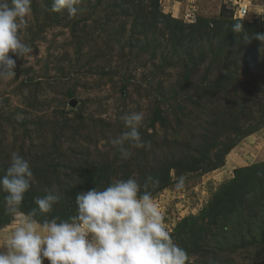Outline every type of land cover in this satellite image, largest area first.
<instances>
[{"label":"rangeland","instance_id":"obj_1","mask_svg":"<svg viewBox=\"0 0 264 264\" xmlns=\"http://www.w3.org/2000/svg\"><path fill=\"white\" fill-rule=\"evenodd\" d=\"M234 1L82 0L69 18L31 0L21 35L33 54L0 79V177L17 152L32 186L16 215L0 191V246L47 190L61 195L47 216L67 219L78 193L152 176L187 264H264V43L232 30L264 33V0L238 20ZM131 112L151 145L122 159L111 140Z\"/></svg>","mask_w":264,"mask_h":264},{"label":"clouds","instance_id":"obj_2","mask_svg":"<svg viewBox=\"0 0 264 264\" xmlns=\"http://www.w3.org/2000/svg\"><path fill=\"white\" fill-rule=\"evenodd\" d=\"M82 0H52L51 11L66 10L76 17ZM31 13V0H0V79L16 76V60H27L33 48L23 42L21 30ZM232 30L243 36L244 43L252 38L264 43V33L248 36L243 23H234ZM11 53V55H10ZM127 131L111 140L122 159L135 148L150 147L139 129L144 124L143 112H131L121 117ZM30 162L17 152L11 153L6 174L0 177V191L5 211L16 215L32 184ZM186 177L177 178L175 187L183 188ZM148 176L141 184L137 179H117L108 186L80 192L75 198L76 212L67 219L49 218L61 195L47 190L34 198L35 208L17 227L3 246L0 264H187L188 254L176 244L165 227L164 216L155 202L150 184H158ZM37 217H43L38 220Z\"/></svg>","mask_w":264,"mask_h":264},{"label":"built area","instance_id":"obj_3","mask_svg":"<svg viewBox=\"0 0 264 264\" xmlns=\"http://www.w3.org/2000/svg\"><path fill=\"white\" fill-rule=\"evenodd\" d=\"M251 0H235L232 6L233 9V17L235 19H243V18H248L252 13H251ZM258 18L264 19V9L263 6L261 5L260 8L258 9ZM193 14L189 13V16Z\"/></svg>","mask_w":264,"mask_h":264},{"label":"trees","instance_id":"obj_4","mask_svg":"<svg viewBox=\"0 0 264 264\" xmlns=\"http://www.w3.org/2000/svg\"><path fill=\"white\" fill-rule=\"evenodd\" d=\"M232 15H233V10H232ZM236 20H238V19H236ZM248 20H250V21H255V20L260 21L259 19H255V20L248 19Z\"/></svg>","mask_w":264,"mask_h":264}]
</instances>
